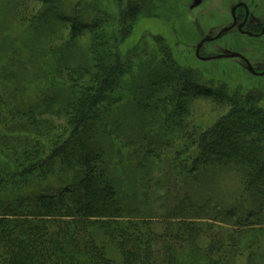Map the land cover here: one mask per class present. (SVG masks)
I'll list each match as a JSON object with an SVG mask.
<instances>
[{
    "label": "trees",
    "instance_id": "obj_1",
    "mask_svg": "<svg viewBox=\"0 0 264 264\" xmlns=\"http://www.w3.org/2000/svg\"><path fill=\"white\" fill-rule=\"evenodd\" d=\"M163 5L0 0V264H264L261 93L122 51Z\"/></svg>",
    "mask_w": 264,
    "mask_h": 264
},
{
    "label": "flooded vegetation",
    "instance_id": "obj_2",
    "mask_svg": "<svg viewBox=\"0 0 264 264\" xmlns=\"http://www.w3.org/2000/svg\"><path fill=\"white\" fill-rule=\"evenodd\" d=\"M196 0H171V5L179 10L191 11L199 7L203 0L194 5ZM227 1V0H226ZM168 5V0H164ZM223 18L209 21L206 24V35L198 39L202 32L195 20H189L192 33L191 40L194 57L199 61L209 62L206 73L212 72H246L257 82L247 89H257L263 96L264 89V0H229L225 3ZM216 9L210 8L205 14L212 16ZM182 12V13H183ZM185 15L183 13L182 18ZM178 37V36H176ZM176 39V38H175ZM191 49V48H190ZM233 60L234 65L220 67L217 62ZM218 64V65H217ZM200 70H202L199 67Z\"/></svg>",
    "mask_w": 264,
    "mask_h": 264
},
{
    "label": "rangeland",
    "instance_id": "obj_3",
    "mask_svg": "<svg viewBox=\"0 0 264 264\" xmlns=\"http://www.w3.org/2000/svg\"><path fill=\"white\" fill-rule=\"evenodd\" d=\"M83 2H85V0H82ZM88 2V1H87ZM164 2V0H162V3ZM229 2V0H203V3L197 7L194 10L191 11H184V19L182 18L181 20L177 21L176 23H171V15L176 13V10H172V12L169 11H164V9L160 10V17L158 16L159 14L157 13V15L155 16H147L145 14H141L137 17V19L135 20L133 27L131 28L130 33L128 34V36L126 37V39L124 40V42L122 43V45L120 46V49L122 51H125L126 48L131 47L132 45L136 44L139 42V40L144 37L146 39H148L149 36L152 35H159L163 36L167 41L170 42V44L172 45L173 49L175 50V52L180 56V58L183 59H189L191 58L192 60H190L192 63H194L195 65H199V67L202 69L201 71H207V66L210 65L209 62H204V61H199L194 57L193 54V47L196 44V42L198 41V39H200L201 37H203L204 35H206V31H208L206 29V24L209 21V19L211 20H216L223 18V9L225 6V3ZM110 3L113 5L114 4V0H110ZM168 5L169 7L171 4V0H168ZM164 4V3H163ZM166 4L163 5V7ZM175 7V6H174ZM210 8H214L216 9V14L212 15V16H207L205 13L207 11H209ZM191 20H195L198 22V24L201 27V33L200 36H198V39L196 40V42H192L189 44H185L183 42H176L175 38H177V34L181 35L183 37V40H185L186 38H188L189 36H192L190 33V25L188 21ZM206 23V24H205ZM189 39V38H188ZM191 48V49H190ZM220 67H228V66H232L234 65V61L233 60H226V61H220L217 62ZM217 64V65H218ZM200 71V70H198ZM205 75V79L206 80H210V78H218L221 77L223 79L229 80V82L231 83H238L240 86H242L244 89H246L248 86H253L254 83H256L257 81L255 79H252L251 76H249L248 73L246 72H212L211 75L209 74H204ZM215 80V79H213ZM211 81V80H210ZM264 82V81H263ZM264 91V89H263ZM261 103L264 105V92H263V96L261 94ZM203 104L201 106V110L202 114H198V116L196 117H200L199 115H202L203 118L205 117H210V114H208V106L207 104L201 103ZM206 114H203V113ZM124 116V115H123ZM130 119H132L131 115ZM126 133V132H125ZM125 135V134H124ZM126 138V136H125Z\"/></svg>",
    "mask_w": 264,
    "mask_h": 264
},
{
    "label": "water",
    "instance_id": "obj_4",
    "mask_svg": "<svg viewBox=\"0 0 264 264\" xmlns=\"http://www.w3.org/2000/svg\"><path fill=\"white\" fill-rule=\"evenodd\" d=\"M201 0H196L194 5H197Z\"/></svg>",
    "mask_w": 264,
    "mask_h": 264
}]
</instances>
